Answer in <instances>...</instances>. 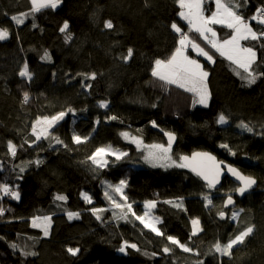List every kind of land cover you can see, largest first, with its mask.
Returning a JSON list of instances; mask_svg holds the SVG:
<instances>
[{
  "label": "trees",
  "instance_id": "16d2710c",
  "mask_svg": "<svg viewBox=\"0 0 264 264\" xmlns=\"http://www.w3.org/2000/svg\"><path fill=\"white\" fill-rule=\"evenodd\" d=\"M238 2L246 19L264 5V0ZM59 6L42 9L17 25L12 16L30 12V0H0V29L9 31L0 40V184H8L20 197L0 198L5 210L0 215V264H264V75H259L264 73V47L243 42L257 51L253 66L257 79L249 85L242 79L243 70L189 32L178 15L177 0H62ZM206 6L209 13L215 10L213 0H206ZM108 20L113 29L104 27ZM65 21L71 40L60 32ZM173 22L216 54L214 63L199 56L209 72V107H194L190 92L152 76L154 61L169 58L178 46L180 34L171 28ZM251 24L257 31L264 29ZM214 29L221 40L231 35L226 27L214 25ZM129 48L133 56L125 61L121 57ZM45 52L50 59L42 58ZM25 64L30 80L19 74ZM91 73L96 78L85 80ZM24 92L29 94L27 103ZM85 92L90 101L108 105L97 120L91 118ZM61 111L66 115L50 133L64 143L51 138L32 143L33 122ZM220 114L227 123L218 122ZM111 116L117 119H108ZM241 122L253 132L239 127ZM122 132L147 145L167 144L165 133L172 132L178 140L172 146L177 162L180 156L208 151L256 179L258 188L238 200L235 209H226V199L235 197L237 184L225 179L221 189L213 190L186 168L147 165L146 153ZM73 135L87 140L77 145ZM9 141L17 146L15 157L8 152ZM109 145L128 155L121 160L110 157L107 167L96 169L88 157ZM121 180L126 181L124 195L135 216L145 214L146 201L155 202L157 227L164 236L144 228L131 213L126 219L115 217L104 182L118 185ZM108 191L119 201L118 193ZM82 193L92 202H85ZM58 195L67 199L56 200ZM178 201L182 207L174 206ZM93 208L106 210L97 219ZM70 211L79 213L78 218L69 220ZM45 216L51 218L48 236L32 226L34 219ZM193 219L201 225L196 235ZM249 226L253 232L234 246L230 256L215 251L217 242L227 244ZM167 236L192 252L171 245ZM24 238L35 240L33 251L21 246ZM125 241L136 244L139 251L129 248L120 253ZM165 246L172 251L164 253ZM69 247L80 251L72 256Z\"/></svg>",
  "mask_w": 264,
  "mask_h": 264
},
{
  "label": "snow or ice",
  "instance_id": "6c2138e0",
  "mask_svg": "<svg viewBox=\"0 0 264 264\" xmlns=\"http://www.w3.org/2000/svg\"><path fill=\"white\" fill-rule=\"evenodd\" d=\"M31 2V11L27 13H21L19 16H12V20L17 24H23L24 20L29 16L33 15L36 12L41 11L42 9L51 8L56 9L61 3L62 0H30ZM243 4L247 3V0H242ZM179 5V17L186 21L189 27V32H195L198 34L199 38L211 46V49H214L215 52L219 53L221 57L226 58L232 64L236 66L237 69L243 70L242 79L246 80L249 85L254 84L257 79V73L253 66L257 63V51L252 46L242 45V41H255L260 44L261 47H264V29L257 31L253 28L251 21L256 22L259 25L264 26V5L256 8L255 13L249 17L245 18L243 14L240 13L239 9L241 8V2L238 0H214L215 10L211 12V15H205V0H177ZM213 25H220L231 30V35L225 39H219L216 30ZM104 27L106 29H113L114 25L111 20L105 21ZM171 28L180 34L178 41V46L175 48L174 52L167 59L157 58L154 61V66L152 68V76L158 78L160 81H163L166 84L177 85L179 88L184 89L185 91L191 92L196 96L194 103H198L205 107L208 106L209 100L211 98L207 79L209 72L206 71L203 65L197 60L191 58L187 52L191 48L199 56H203L207 61L214 63L213 55L209 51H206L204 47H201L195 39L191 38L188 33L183 32L182 28L178 26L177 23L173 22ZM69 23L64 22L63 26L60 28V32L65 33L66 40H71V34L68 32ZM9 36V31L6 28L0 29V40H4ZM133 56V49L129 48L127 54L122 56L121 59L127 61ZM43 59H50V56L45 52ZM20 76L27 77L31 79V73L28 71L27 64L24 65L23 70L20 71ZM237 75H241L240 71H237ZM259 75H264V73H259ZM96 78L95 73L90 75H85V80H94ZM86 89H90V84H85ZM29 100V94L24 92L23 101L27 103ZM108 105L105 102H101L100 107L106 108ZM71 111V109H69ZM66 113L61 111L53 116H44L37 118L32 124V135L35 137L36 141L41 139H54L57 144H63L64 142L57 137L51 136L50 129H52L57 122L62 120L65 117ZM108 119L116 120V116L108 117ZM218 122L221 124L227 123L226 116L220 114ZM99 123V121H97ZM153 127H157L155 121L152 122ZM239 127L245 129L248 132H253V128L248 124L241 122ZM121 135L125 139H130L132 143L136 144L137 147H140L142 140L138 137H130L128 132H122ZM168 137L167 146L163 144H154L148 146L147 154L143 157L146 163L151 164L153 167H178V168H187L190 169L197 176L201 177L207 182L209 188H214L219 182L222 175L223 169L221 167L222 162H218L214 156L207 152H194L191 156H180L179 162L174 160L171 156L172 144L175 140L173 133H165ZM73 142L77 145L86 142L87 138H82L79 135H73ZM67 147V145H64ZM222 147L227 148V145H221ZM8 152L12 157L16 156L17 146L9 141L8 142ZM128 155L127 152L120 151L112 148L111 145L107 147H98L95 151L88 157V160L96 166V169L105 168L108 166L109 156H114L116 160H121ZM37 164L40 161L36 162ZM95 170V169H94ZM21 172L24 171L23 168L20 169ZM227 171L235 176L238 180L241 181L242 186L237 189V191L243 195L245 191L251 188L255 183V179L252 177H245L241 175L235 168L227 166ZM126 186V181L121 180L118 185H108L109 189H112L114 192L120 194V199L123 203L117 202L116 199L109 193L105 191V197L112 203L115 209H121L120 218L126 219L128 213H131L135 216L133 212L132 205L127 203V197L123 194V188ZM0 192L4 196H10L13 199L18 200L19 192L11 189L8 184H0ZM83 199L87 203H91V198L86 194L82 193ZM56 200L65 201L66 196L58 195L55 197ZM209 204H211V199L205 197ZM167 203H173L172 201H166ZM232 197L229 196L226 205L232 204ZM175 207H182V201L175 202ZM156 204L154 201H146L145 208H155ZM106 209L93 208L91 211L93 214L97 215V219H100L99 213L105 211ZM4 209L0 207V215H3ZM115 215V213H114ZM219 215L223 217L225 214L220 212ZM67 216L69 220L73 218H78L79 213L77 212H68ZM148 213L145 212L143 216H135L145 228L150 229L157 236H164L165 234L156 226L159 223L158 218H153L156 220V223H152L146 217ZM233 219H236V214L233 213ZM37 220L40 223H37ZM193 230L192 235H196L198 231L199 220H192ZM51 224L50 217H37L33 220V227H40L43 230L44 236L49 235V228ZM253 232V227H246L244 230L240 231L234 238H231L227 244L221 245L217 242L213 247L217 253L221 255L232 254V249L235 245L242 244L245 241V238L248 237ZM167 241L171 245H177L185 252H192V249L185 244H182L178 239L173 236H167ZM15 247V245H13ZM131 248L136 251H139L136 244H129L127 241L119 248L120 253H126V251ZM79 248H67V252L72 256H76L79 253ZM162 251L164 253H169L172 249L168 246H165ZM36 253H26V255H35ZM147 255V253H145ZM153 256L156 253L152 254ZM203 264V262H199Z\"/></svg>",
  "mask_w": 264,
  "mask_h": 264
},
{
  "label": "rangeland",
  "instance_id": "374dc122",
  "mask_svg": "<svg viewBox=\"0 0 264 264\" xmlns=\"http://www.w3.org/2000/svg\"><path fill=\"white\" fill-rule=\"evenodd\" d=\"M30 3H31V2H30ZM205 3H206V0H205ZM213 3H214V0H213ZM31 7H32V6H31ZM58 7H60V6H58ZM204 8H205V15H211V12H212V11L209 13V9H207V6L205 7V4H204ZM214 9H215V4H214ZM181 20H182V19H181ZM182 21H184V20H182ZM184 22L186 23V21H184ZM177 24H178V23H177ZM178 26H180V25L178 24ZM213 27H214V25H213ZM216 32H217V34H218V31H216ZM243 42H244V41L241 42L242 45H244ZM197 43H199V44L201 45V47H204L206 51H209L210 54L213 55V58H214V61H215V59H216V54H215L214 52H212L209 48H206V47L203 45L202 42L197 41ZM189 51H191L193 54H190ZM187 54H188L191 58H193V59H197V60L203 65L204 69L206 70V67L204 66L205 64H203V62L199 59V55H198L195 51H193L191 48H189ZM194 54H195V56H194ZM201 57H203V56H201ZM203 58H204V57H203ZM204 59L206 60V58H204ZM206 61H207V60H206ZM208 62H209V61H208ZM206 71H207V70H206ZM208 78H209V76H208ZM207 84H208V79H207ZM176 86H177V85H176ZM208 89H209V85H208ZM209 92H210V89H209ZM190 94H191L192 96H194V97H193V98H194V100H193V106H194V107H200V106L205 107V106L200 105V104H198V103H194V101L196 100V96H195L193 93H191V92H190ZM84 100L86 101V103H87V105H88L89 112H91V118L94 119V120H97V119L100 117L101 112H103L102 110H103L104 108L100 107L99 104H97V103H95V102H93V101H90V100L88 99V94H87V92H85V94H84ZM210 101H211V98H210V100H209V103H208V106H207V107H209ZM49 131H51V129H50ZM130 137H131V136H130ZM126 140H128L129 142H131L130 139H126ZM131 143H132V142H131ZM159 144H163V145L167 146V144H164V143H159ZM135 145H136V144H135ZM152 145H154V144H152ZM148 146H150V144L147 145V144H145L144 142H142V144L140 145V147H137V145H136V147H137L139 150H142V151L145 152L146 154H147ZM105 147H107V146H105ZM112 148L122 151L121 149H119V148H117V147L115 148V147L112 146ZM171 156H172V158L174 159V155H173V151H172V150H171ZM110 157L115 158L114 156H109V157H107L108 161H109V158H110ZM174 160H175V159H174ZM144 162H145V160H144ZM145 164L149 165V163H146V162H145ZM150 165H151V164H150ZM151 166H152V165H151ZM173 167H174V166H173ZM164 168H171V167H164ZM108 185H109V182H108V181H107V182H104L105 191H106V190L108 191ZM113 186H115V185H113ZM124 189H125V187L123 188V194H124ZM86 194H87V193H86ZM87 195H88V194H87ZM88 196H89V195H88ZM118 196H119V197H118V198H119V201H117V202L122 201V200L120 199V194H119V193H118ZM114 197H115V195H114ZM82 198H83V196H82ZM116 200H118L117 197H116ZM91 202H92V198H91ZM122 203H123V202H122ZM109 208L112 210L113 214L115 213V217H117V218L119 219V217H120V215H121L120 210L117 211V209L114 208V206L112 205L111 202H110V206H109ZM145 212L148 213V216H147L146 218L149 219L152 223H156V220L153 219V218H158V219H159V222H160V218H159L158 216H156L155 211H154V208L146 209ZM75 219H76V218H73V219H71V220H75ZM38 222H40V221L38 220ZM38 222H37V223H38ZM139 222H140V221H139ZM142 225H143V224H142ZM156 226H157V225H156ZM143 227H144V225H143ZM197 227H198V231H197V234H198V233L201 231V225H200V222H199V225H198ZM144 228H145V227H144ZM146 229H148V228H146ZM148 230H150V229H148ZM238 245H239V244H238ZM21 246H22L23 248H27V249L30 250V251H33L34 246H35V240H31L30 238H28V239L24 238V239L21 241ZM235 246H237V245H235ZM28 247H29L30 249H29Z\"/></svg>",
  "mask_w": 264,
  "mask_h": 264
},
{
  "label": "water",
  "instance_id": "95a60500",
  "mask_svg": "<svg viewBox=\"0 0 264 264\" xmlns=\"http://www.w3.org/2000/svg\"><path fill=\"white\" fill-rule=\"evenodd\" d=\"M172 133V132H171ZM173 135H174V137H175V140L173 141V144H172V146H176V144H177V142H178V140H177V137H176V135L173 133ZM164 139H165V141H167L168 142V137L165 135V137H164ZM196 152H207V153H210L212 156H214L215 158H216V160L218 161V162H222V164H221V167H222V169H223V172H222V175H221V177H220V182L214 187V188H211V189H213V190H219V189H221L222 187H223V184H224V182H225V179H228L229 181H232L234 184H237V189L239 188V187H241L242 186V183H241V181L240 180H238L235 176H233L230 172H228L227 171V166H231L232 168H235L241 175H243V176H245V177H249V176H246L240 169H238L236 166H233L232 164H230V163H228V162H226V161H221V160H219L218 159V157L213 153H211V152H208V151H196ZM194 153V152H193ZM183 156H185V155H183ZM186 156H191V155H186ZM187 169V168H186ZM189 172H192L190 169H187ZM193 173V172H192ZM195 174V173H194ZM196 175V174H195ZM197 176V175H196ZM199 179H200V181L201 182H203L205 185H207V182L205 181V180H203L201 177H199V176H197ZM254 179V178H253ZM255 181H256V183L251 187V188H249L247 191H245L244 193H243V195H241L238 191H237V189H236V194H235V197H232V200H233V203L232 204H228L227 206H225L226 207V209L228 208V209H235L236 207H237V204H238V200L239 201H243L247 196H248V194L249 193H251L252 191H256L257 190V188H258V181L255 179ZM228 199V198H227ZM227 199H226V201H227ZM226 205V204H225ZM224 217H226L225 215H224Z\"/></svg>",
  "mask_w": 264,
  "mask_h": 264
},
{
  "label": "built area",
  "instance_id": "2783aa9c",
  "mask_svg": "<svg viewBox=\"0 0 264 264\" xmlns=\"http://www.w3.org/2000/svg\"><path fill=\"white\" fill-rule=\"evenodd\" d=\"M11 188V186H9ZM4 196L2 192H0V198ZM10 197V196H9Z\"/></svg>",
  "mask_w": 264,
  "mask_h": 264
}]
</instances>
